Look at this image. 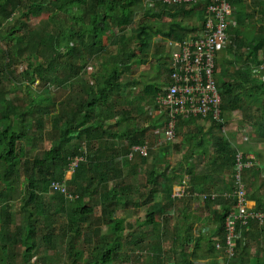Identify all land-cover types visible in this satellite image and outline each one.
Wrapping results in <instances>:
<instances>
[{"label":"trees","instance_id":"1","mask_svg":"<svg viewBox=\"0 0 264 264\" xmlns=\"http://www.w3.org/2000/svg\"><path fill=\"white\" fill-rule=\"evenodd\" d=\"M145 1L147 8L139 14ZM228 1L235 20L232 17L229 39L215 58L220 119L177 115L175 136L186 134L190 145L174 146L165 132L173 118L158 103L172 84L166 42H181L192 32L197 38L205 30L202 2L0 0V35L6 42V50L0 51V264H27L37 249L62 251L64 264L132 261L123 248L125 236L131 235L125 233L134 226L123 212L135 203L145 206L140 225L151 232L144 246L153 261H139L137 254L133 264H195L215 259L223 251L228 264H264V246L251 247V241L264 237V223L252 218L244 223L234 217L239 163L243 165L240 181L247 185L264 168L262 154L236 143L235 131L226 130L230 117L241 114L249 137L264 144V74L256 75L264 73V0ZM163 13L168 21L162 22ZM32 17L44 21L31 28ZM186 20L194 25L186 28ZM156 37H160L157 43ZM156 57L161 78L128 76L134 65ZM21 61L26 68L18 75L14 67ZM90 64L97 65L93 79L86 78ZM37 81L40 87L32 88ZM51 86L62 88L60 101L54 100ZM134 89L141 93L134 94ZM18 90L22 97L16 96ZM56 106L60 108L53 112ZM200 120L208 127L198 124ZM151 129L164 131L168 139L157 151L149 143ZM45 141L49 147L41 151ZM145 147L147 156L134 149ZM174 147L182 151L183 160L170 172L148 163L149 156L165 158ZM211 150V169L199 172L196 162ZM247 162L251 165L245 166ZM143 167L145 180L137 186L130 174L138 175ZM68 171L71 177L65 179ZM224 171L232 173L231 183L222 179ZM221 179L223 189L216 195L213 186ZM53 183L65 186L66 196L54 190ZM175 184L185 187L180 196L174 195ZM160 191L163 198L157 200ZM95 196L99 216L89 204ZM201 196L204 205L199 207L196 201ZM249 200L256 202L249 211L264 213L259 186ZM14 202L20 203L23 213L22 223L15 227ZM203 207L217 225L211 236L196 227ZM175 214L179 220L171 237L166 224L168 218H178ZM230 215L235 219L231 253ZM79 241L81 250H77ZM141 241L136 242L139 248ZM84 250L89 253L86 261Z\"/></svg>","mask_w":264,"mask_h":264},{"label":"rangeland","instance_id":"2","mask_svg":"<svg viewBox=\"0 0 264 264\" xmlns=\"http://www.w3.org/2000/svg\"><path fill=\"white\" fill-rule=\"evenodd\" d=\"M200 2L203 3V5L206 7V5L208 4V0H200ZM147 1H145L141 6H139L138 12L139 14L143 13L144 9L147 8ZM171 5H175V4H171ZM163 21H168L169 20V16L166 15V13H163ZM235 16H233V20ZM159 19V18H158ZM145 20H149L148 18H146ZM43 18L42 17H32L30 19L29 22V26L31 28H36L39 25L42 24L43 22ZM194 25V22L190 21V20H186L185 22H183V26H185L186 28L192 27ZM201 26L199 25V28ZM195 32L192 33H188V36L192 37L194 36ZM3 36L0 35V51H4L6 50V42L3 40L2 41ZM160 40V37H156L154 42L157 43ZM5 44H4V43ZM165 44V43H164ZM167 45V42H166ZM167 50V47H166ZM220 55V54H219ZM158 57L153 58L150 62L146 63V64H141V65H134L132 68V72L130 74H128L129 77H140L142 74H145L146 77H151V79L153 78H158L161 76H163V71L159 72L156 68V63H158ZM220 63H222V61H220ZM17 65L14 67V71L16 72V74L20 75L22 74V71H24V69L26 68L25 62L21 61L20 63H16ZM254 73L255 70L254 68H252ZM262 69V68H260ZM97 72V65L96 64H90L86 73V78L88 79H93L94 76L96 75ZM264 73L262 71L256 73V75L261 76ZM40 86H38V81L33 84L32 88H39ZM52 87V94H53V98L54 100H56L57 102L60 101L61 97H62V88H59L57 86H51ZM134 94H138L141 93V89H134L133 90ZM17 97H22V93L21 90H18L16 93ZM60 107L56 106V108H54L53 112L58 111ZM150 111L155 112L152 108H148ZM154 115V114H153ZM49 120H50V116L46 118V130H48L50 128L49 125ZM198 124L200 125H206L204 121L200 120L198 121ZM242 124V115L238 114V113H234L232 117H230V121L227 123L226 125V130L227 129H231L232 131H235L236 136L234 138L235 142L238 144L244 143L247 144L248 147L252 148V150L255 151H259L262 154L261 160L264 162V144L263 143H258L256 142L254 139L250 138V131L246 130L244 126L241 125ZM177 125V121L175 123V126ZM208 127V125H206V128ZM176 128V127H175ZM150 134H149V140H150V145L152 147V149L154 151H157L156 149H158V147L165 143L166 140H168L166 138V135L164 133V131L160 132L157 129H151L150 130ZM166 132V130H165ZM170 141L173 143L174 146L178 145V146H188V144L190 145V143L188 142V140L186 139V134L180 133L177 134V136H174L173 139H170ZM126 145V141L124 142ZM49 147V143L47 141L43 142V144L41 145V151L43 149H48ZM136 150V148H134ZM144 152H147V148H141ZM186 149V148H183ZM142 151V152H143ZM213 151H210V154H208L207 156H204L203 159L201 161H197V167L199 172L206 171L211 169V158ZM255 153V152H254ZM254 153L249 152L248 156L251 158H254ZM142 154V153H141ZM143 155V154H142ZM148 155V152H147ZM144 155V156H147ZM131 157V155H130ZM238 157L241 158L242 157V153L238 154ZM183 160L182 157V151L178 150L176 147L172 148V150L170 151V154H168L165 158H155L154 155L149 156V160L148 163L150 164H155L157 168H164V170L169 171L171 170V168L177 164V162H180ZM167 162L170 164L168 165ZM74 164H76L75 162L71 163V166H74ZM249 166L251 165V162H247L245 164V166ZM242 163H239V169L236 173V175L234 176V178L237 179V182H239V180H241V176H239V171L242 168ZM145 167H149V165L145 166ZM145 167H143L140 171V173L138 175L135 174H130V180L137 186H139V183L141 181L145 180ZM128 171V169L126 168V172ZM204 173V172H203ZM232 173L230 172H223L222 174V179H226V181H228L229 183H231V180L233 179ZM71 177V171H68L65 174V179H69ZM222 179L221 180H216L215 181V186H213L214 188V194H218V191L223 189L221 187L222 185ZM262 179H264V168L263 170H261L260 175H258V177H252L249 181V183L247 185H245L244 183L243 186L245 187V190L247 192V205L248 208L250 210L255 208L256 202L254 200H249V196L252 195L253 189L255 186H259L260 187V192H264V183L262 182ZM188 180V176L186 177V181ZM160 182L162 184V186L165 185L166 181L165 178L162 176L160 178ZM56 184V183H55ZM60 185V184H58ZM62 186V185H60ZM65 190V186H62ZM183 187L182 185L179 184H175L174 185V195L175 196H180L182 194L183 191ZM21 190V188H20ZM161 192H157V200L162 199V195ZM228 195V194H227ZM66 196V194H65ZM69 200H72V198L69 196L68 198ZM197 206L201 207L204 205V198L203 196H201V198H199L197 201ZM89 204H94V208H95V214L97 216L100 215L101 209H100V205L98 203V197L95 196V198L89 200ZM201 214L203 217L200 218V224L197 225L196 227L201 229V232L203 231V233L207 236H211L214 232H215V228H216V223L215 221L211 218V211L210 210H204V207L201 209ZM212 210V209H211ZM144 212H146L145 210V206L142 205L141 203H135L132 206L128 207L127 210L123 213H125V215L127 216L128 219H130L129 221L131 222V224H133L134 229L133 230H127L125 235L129 232H131V235H127L125 236V240H124V248H123V252L126 256H132V261L135 262V256L141 255L139 256L140 259L139 261H143L145 263H150V261H153V259L149 258V250L145 249V244H147L148 242V238L149 235L151 234L149 227H142L140 225L141 221L144 219ZM174 216H178L177 214H175ZM208 216V220L205 222V217ZM22 219H23V213L20 210V203L19 202H14V206H13V226H17L19 224L22 223ZM38 219V218H37ZM179 220V216L177 217H173V219L168 218L167 221V231L169 232V235L172 237V233H173V229L174 226L178 223ZM37 224L39 226H42V222L40 220L37 221ZM1 225V223H0ZM85 230V229H84ZM103 232H106V228H103ZM145 236V237H144ZM170 237V238H171ZM140 239H142L141 243L139 244V246L141 248L138 247V244L136 243L137 241H139ZM81 242L79 241L77 243V250H81ZM166 245H169V241L166 240L165 242V248L167 249L168 247H166ZM258 246H264V237L261 239L260 242H256V241H251V247L253 248V250H256V248ZM222 250V249H221ZM223 251V250H222ZM89 253H87V250H84V261H86L89 257L88 255ZM220 257H216L215 259H206V260H200L197 261L195 264H228L227 263V256H226V252L223 251V254L220 253ZM137 255V256H138ZM131 258V257H130ZM66 260V257L64 256V253L62 251H58L57 253L53 250H45V249H37L35 251H33L29 257V260L27 261V264H64V261ZM125 258L124 262L122 264H133V262L129 259L127 260ZM132 262V263H131Z\"/></svg>","mask_w":264,"mask_h":264},{"label":"built area","instance_id":"3","mask_svg":"<svg viewBox=\"0 0 264 264\" xmlns=\"http://www.w3.org/2000/svg\"><path fill=\"white\" fill-rule=\"evenodd\" d=\"M199 1L163 0L169 5ZM206 14L205 30L202 31L199 38L188 37L181 42H167L171 54L169 61L172 69V84L168 86L166 94L159 98L158 103L163 106H161L162 108L169 109L173 118L166 130L169 139H173L175 136V117L177 115L220 119L221 97L214 76L215 58L216 52L229 39L227 31L233 17L231 3L228 0H208ZM136 150L147 155V152L141 148H136ZM237 183H239L237 189L238 212L234 217L244 223L249 218L264 223V213L249 211L245 187L240 180ZM52 188L66 194L63 187L57 183H53ZM227 229L229 252L231 253V246L235 243V219H231V215L227 219Z\"/></svg>","mask_w":264,"mask_h":264},{"label":"crops","instance_id":"4","mask_svg":"<svg viewBox=\"0 0 264 264\" xmlns=\"http://www.w3.org/2000/svg\"><path fill=\"white\" fill-rule=\"evenodd\" d=\"M201 34H202V32H201ZM201 34H200V35H201ZM200 35H198V37H197V38H199V37H200ZM192 38H194V36H192ZM228 251H229V250H228ZM220 255H221V254H219V256H218V257H220Z\"/></svg>","mask_w":264,"mask_h":264}]
</instances>
